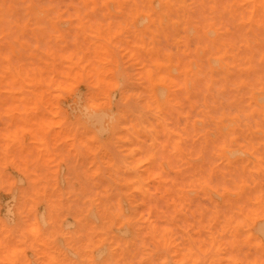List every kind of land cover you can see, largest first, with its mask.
Returning <instances> with one entry per match:
<instances>
[{"label": "rangeland", "instance_id": "obj_1", "mask_svg": "<svg viewBox=\"0 0 264 264\" xmlns=\"http://www.w3.org/2000/svg\"><path fill=\"white\" fill-rule=\"evenodd\" d=\"M263 50L264 0H0V264H264Z\"/></svg>", "mask_w": 264, "mask_h": 264}, {"label": "bare ground", "instance_id": "obj_2", "mask_svg": "<svg viewBox=\"0 0 264 264\" xmlns=\"http://www.w3.org/2000/svg\"><path fill=\"white\" fill-rule=\"evenodd\" d=\"M36 1H37V0H36ZM246 1H249V0H246ZM130 3H131V2H130ZM130 3H129V5H130ZM254 3H255V2H254ZM133 5H134V4H133ZM127 6H128V5H127ZM17 7H18V6H17ZM217 8H218V7H217ZM171 9H172V7H171ZM200 9H201V8H200ZM200 9H199V10H200ZM83 10H84V9H83ZM86 10H87V9H86ZM132 10H133V9H132ZM167 11H168V10H167ZM178 11H179V10H178ZM82 12H83V11H82ZM89 12H90V11H89ZM197 12H198V10H197ZM206 13H207V12H206ZM180 14H181V13H180ZM184 14H185V13H184ZM192 14H193V13H192ZM217 14H218V13H217ZM217 14H215V15H217ZM152 15H153V14H152ZM181 15H182V14H181ZM181 15H180V16H181ZM216 17H217V16H216ZM95 18H96V17H95ZM98 18H99V17H98ZM112 18H113V17H112ZM120 18H121V17H120ZM195 18H197V16H196ZM96 19H97V18H96ZM99 19H100V18H99ZM222 19H223V16H222ZM102 20H104V19H102ZM114 20H115V18H114ZM156 20H157V19H156ZM223 20H224V19H223ZM223 20H222V21H223ZM251 20H252V19H251ZM104 21H105V20H104ZM127 21H128V19H127ZM217 22H219V21H217ZM219 23H220V22H219ZM74 24H75V23H74ZM200 24H201V23H200ZM113 25H114V24H113ZM152 28H153V27H152ZM188 28H189V27H188ZM197 28H198V27H197ZM201 28H202V26H201ZM130 29H131V28H130ZM153 29H154V28H153ZM189 29H190V28H189ZM86 30H87V29H86ZM127 30H128V29H127ZM188 31H190V30H188ZM155 32H156V31H155ZM127 33H128V32H127ZM129 34H130V33H129ZM189 34H190V33H189ZM201 34H202V33H201ZM207 34H208V33H207ZM160 35H161V33H160ZM171 35H172V34H171ZM171 35H170V36H171ZM129 36H130V35H129ZM201 36H202V35H201ZM18 37H19V36H18ZM156 37H157V36H156ZM69 38H70V37H69ZM5 39H6V38H5ZM225 39H226V38H225ZM52 40H53V39H52ZM68 40H70V39H68ZM131 40H132V39H131ZM226 40H227V39H226ZM230 40H231V42H232V39H230ZM228 41H229V40H228ZM207 42H208V45H209L210 42H209V41H207ZM136 43H137V42H136ZM233 43H234V42H233ZM44 44H45V43H44ZM137 44H138V43H137ZM52 45H53V44H52ZM133 45H134V44H132V46H133ZM155 45H156V44H155ZM191 45H192V44H191ZM218 45H219V44H218ZM156 46H157V45H156ZM170 46H171V45H170ZM219 46H220V45H219ZM162 48H163V47H162ZM228 50H229V49H228ZM2 51H3V50H2ZM22 51H23V50H22ZM134 51H135V50H134ZM260 51H261V50H260ZM263 51H264V50H263ZM24 52H25V51H24ZM178 52H179V51H178ZM172 53H173V52H172ZM208 53H209V52H207V54H208ZM257 53H258V52H257ZM258 54H259V53H258ZM12 55H13V54H12ZM256 55H257V54H256ZM159 56H160V55H159ZM258 56H259V55H258ZM193 57H194V56H193ZM211 59H212V58H211ZM211 59H210V60H211ZM220 59H221V58H220ZM221 60H222V59H221ZM256 60H257V59H256ZM15 61H16V60H15ZM193 61H194V60H193ZM193 61H192V62H193ZM83 62H84V61H83ZM256 62H257V61H256ZM16 64H17V63H16ZM92 64H93V63H92ZM25 65H26V64H25ZM148 65H149V64H148ZM204 65H205V64H204ZM18 66H19V65H18ZM26 66H27V65H26ZM192 66H193V65H192ZM148 67H149V66H148ZM28 71H29V70H28ZM173 71H174V70H173ZM260 71H261V69H260ZM260 71H258L257 73H259ZM20 73H21V72H20ZM31 74H32V73H31ZM189 74H190V73H189ZM200 75H201V77L205 76V75H202L201 72H200ZM261 75H262V73H261ZM201 77H200V78H201ZM50 78H52V76H51ZM61 78H62V77H61ZM142 79H143V77H142ZM220 80H221V79H220ZM222 80H223V79H222ZM142 81H145V80H142ZM203 81H204V80H203ZM203 81H202V82H203ZM222 82H223V81H222ZM72 83H73V82H72ZM204 83H205V82H203V85H205ZM217 83H218V82H217ZM55 84H56V83H55ZM200 84H201V83H200ZM214 84H216V83H214ZM218 84H219V86H221L220 81H219ZM228 84H230V83L227 82V85H228ZM257 84H258V83H257ZM4 85H5V84H4ZM203 85H202V86H203ZM216 85H217V84H216ZM216 85H215V86H216ZM230 85H231V84H230ZM200 86H201V85H200ZM255 86H256V85H255ZM16 87H18V86H16ZM189 87H190V86H189ZM202 88H203V87H202ZM202 88H201V89H202ZM213 88H214V87H213ZM213 88H212V89H213ZM196 89H197V88H196ZM218 90H219V89H218ZM201 91H204V90L202 89ZM210 91H212V90H210ZM213 91H215V89H214ZM162 93H163V92H162ZM215 93H216V91H215ZM215 93H214V94H215ZM157 94H158V93H157ZM163 94H164V93H163ZM218 94H219V93H218ZM216 95H217V94H216ZM216 95H215V96H216ZM219 95H220V94H219ZM223 97H224V96H223ZM218 98H219V97H218ZM123 99H124V98H123ZM182 99H183V98H182ZM225 99H226V98H225ZM111 108H112V107H111ZM232 109H233V108H232ZM218 110H219V109H218ZM188 111H189V110H188ZM189 112H190V111H189ZM214 112H215V111H214ZM214 112H213V113H214ZM217 112H218V111H216V114H217ZM22 113H23V112H22ZM115 113H116V112H115ZM156 113H157V111H156ZM158 113H159V112H158ZM213 113H211V114H213ZM58 114H59V113H58ZM159 114H160V113H159ZM126 115H127V114H126ZM71 116H72V115H71ZM126 117H127V116H126ZM241 117H243V116L241 115ZM208 119H209V118H208ZM226 120H227V119H226ZM128 121H129V120H128ZM162 121H163V120H162ZM36 122H37V121H36ZM174 123H175V122H174ZM171 125H172V124H171ZM172 126H173V125H172ZM175 127H176V126H175ZM224 131H225V130H224ZM189 134H190V132H189ZM132 138H133V137H132ZM172 138H173V137H172ZM172 138H171V139H172ZM100 139H101V138H100ZM139 145H140V143H139ZM149 149H150V148H149ZM185 149H186V148H185ZM13 152H14V151H13ZM147 152H148V151H147ZM15 153L17 154V151H16ZM160 153H161V152H160ZM232 153H233V152H232ZM16 154H15V155H16ZM71 154H72V153H71ZM143 154H144V153H143ZM156 154H157V153H156ZM156 154H155V155H156ZM158 154H159V153H158ZM161 154H162V153H161ZM60 155H61V154H60ZM17 156H18V155H17ZM17 156H16V157H17ZM142 156H143V155H142ZM13 157H14V156H13ZM65 157H66V156H65ZM143 158H145V157H143ZM160 158H161V157H160ZM263 158H264V157H263ZM118 159H119V158H118ZM156 159H157V158H156ZM28 160H29V159H28ZM120 161H122V160H120ZM67 162H68V161H67ZM118 162H119V160H118ZM70 164H71V163H70ZM71 165H72V164H71ZM82 165H83V164H82ZM71 168H72V167H71ZM147 170H148V169H147ZM113 171H114V170H113ZM134 171H136V170H134ZM148 172H149V171H148ZM196 172H197V171H196ZM74 174H75V173H74ZM195 175H196V174H195ZM136 177H137V176H136ZM248 178H249V177H248ZM88 179H89V178H88ZM49 180H50V179H49ZM238 180H239V179H238ZM220 184H221V183H220ZM223 184H224V183H223ZM220 186H221V185H220ZM162 188H163V187H162ZM15 189H16V188H15ZM75 192H76V191H75ZM253 192H254V191H253ZM121 201H122V200H121ZM114 202H115V201H114ZM124 203H125V202H124ZM6 205H7V204H6ZM227 205H228V204H227ZM52 208H53V207H52ZM154 208H155V207H154ZM125 211H126V210H125ZM125 211H124V212H125ZM8 213H9V211H8ZM5 219H6V218H5ZM6 220H7V219H6ZM32 221H33V220H32ZM39 221H40V220H39ZM69 221H70V220H69ZM157 222H158V221H157ZM159 222H160V221H159ZM258 223H259V222H258ZM124 224H125V223H124ZM63 226H64V225H63ZM253 227H254V226H253ZM69 228H70V227H69ZM165 228H166V225H165ZM258 228H259V227H258ZM93 229H94V228H93ZM91 230H92V229H91ZM258 230H259V229H258ZM253 233H254V232H253ZM169 234H170V233H169ZM46 235H47V234H46ZM72 237H73V236H72ZM0 238H1V236H0ZM29 239H30V238H29ZM113 239H114V238H113ZM95 242H96V241H95ZM212 247H213V246H212ZM71 252H72V251H71ZM0 253H1V252H0ZM2 253H4V252H2ZM228 253H229V252H228ZM241 254H242V253H241ZM226 256H227V254H226ZM193 257H194V256H193ZM230 260H231V258H230ZM118 262H119V261H118ZM31 263H32V262H31Z\"/></svg>", "mask_w": 264, "mask_h": 264}]
</instances>
